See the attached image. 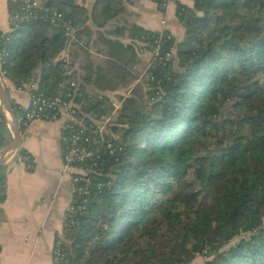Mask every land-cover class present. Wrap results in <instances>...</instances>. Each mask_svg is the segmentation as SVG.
I'll list each match as a JSON object with an SVG mask.
<instances>
[{"label": "trees", "instance_id": "1", "mask_svg": "<svg viewBox=\"0 0 264 264\" xmlns=\"http://www.w3.org/2000/svg\"><path fill=\"white\" fill-rule=\"evenodd\" d=\"M33 1L10 2V16ZM107 1L96 4V24L117 15ZM190 1L176 2L182 41L132 26L131 42H111L104 66L83 77L71 59L93 31L74 0H47L30 9L31 21L0 32L4 77L18 90L37 81L36 97L72 101L87 135L103 141L89 143L98 159L75 165L91 184L67 215L58 264H190L197 256L205 264H264V0ZM54 13L62 17L52 22ZM157 40L161 60L152 56L140 77L139 53L153 54ZM115 91L122 94L114 119L106 93ZM11 106L17 121L28 111ZM111 117L100 137L97 122ZM11 140L0 113V150ZM20 157L33 171V156Z\"/></svg>", "mask_w": 264, "mask_h": 264}, {"label": "crops", "instance_id": "2", "mask_svg": "<svg viewBox=\"0 0 264 264\" xmlns=\"http://www.w3.org/2000/svg\"><path fill=\"white\" fill-rule=\"evenodd\" d=\"M34 1L42 6L47 0ZM108 1L117 15L100 25L92 20L98 0H74L77 5L87 9L90 18L88 26L93 31L91 38L83 35V45L73 48L75 51L71 62L81 77L87 75L88 68L96 70L104 66L115 48L111 42L119 41L123 46L129 44L131 40L126 37V31L132 26L159 33L168 31L178 42L184 38V28L176 17V4L161 11L153 0ZM10 2L12 0H0V32L3 33L11 30ZM179 2L193 7L190 0ZM139 58L142 65H148L152 56L149 52H142ZM142 65L139 71L143 69ZM3 84L10 104L15 103L28 110L30 92L37 81L22 90L16 89L6 78ZM121 94L120 91L106 93L116 108L114 117L121 107L118 98ZM0 113L6 115L1 106ZM65 123L64 117L27 125L18 121L22 143L3 166L7 178V198L0 204V264H54L56 236L64 228L67 211L74 199L73 173L65 169L63 157ZM22 151L33 156V171H29L22 161Z\"/></svg>", "mask_w": 264, "mask_h": 264}, {"label": "built area", "instance_id": "3", "mask_svg": "<svg viewBox=\"0 0 264 264\" xmlns=\"http://www.w3.org/2000/svg\"><path fill=\"white\" fill-rule=\"evenodd\" d=\"M13 2L17 0H12ZM32 0H26V2H30ZM162 2V6L164 8H168V6L175 5L178 0H160ZM39 7L38 4L33 1L32 5H28L24 8H22L21 13H18L14 16H10V22L11 27H18L23 22L31 21L32 13L30 12V9ZM62 17L61 14L54 13L53 15V21L56 19H60ZM74 33L73 29L71 27L68 28V36L71 37V34ZM163 33V32H160ZM161 40V38H159ZM157 40L158 47L153 52L152 56L154 61L161 60L160 59V42ZM75 41V38L73 39ZM159 42V43H158ZM71 49V45L69 47ZM70 52V51H69ZM67 51L65 56V61H68V58H70V53ZM1 56V54H0ZM170 55H167L166 58H169ZM151 66V63L147 66V69H149ZM0 68H1V58H0ZM1 74L4 77V73L1 69ZM74 86V84L72 85ZM129 94V93H128ZM67 97H71V94H67ZM79 107L74 104L72 101L68 102L63 100L61 97H57L55 99L51 98H44V97H36L35 94L30 92V106L28 108L27 113L19 119V122L23 125H27L29 123H33L36 121H54L58 120L61 117H64L66 119V123L64 125V131L69 132V146L68 151L64 155V165L65 169L68 172L73 173V193H74V199L72 204L70 205L67 215L69 214H75L77 209L80 207H76L74 205V200L76 195H82V194H88V186L91 184L89 179L87 178L88 174L83 170L76 169V164H83L88 161H93L95 156L97 155V150L90 149L89 143L99 144L102 143V140H94L89 135H87L83 121L79 120L76 117L77 110ZM111 118H103L101 121L97 122V133L102 136L103 132L106 131L107 126L111 123ZM93 144V145H94ZM95 159H98L95 158ZM79 182H84L86 186L84 188H77L75 185ZM66 215V218H67ZM74 224L73 221H70L69 225ZM66 227V223L64 224V228L60 234L56 236V241L54 244L53 249V256H54V264H58L62 260H64V254L62 253V244L65 240L64 236V229Z\"/></svg>", "mask_w": 264, "mask_h": 264}, {"label": "water", "instance_id": "4", "mask_svg": "<svg viewBox=\"0 0 264 264\" xmlns=\"http://www.w3.org/2000/svg\"><path fill=\"white\" fill-rule=\"evenodd\" d=\"M3 83L4 78L1 74L0 68V106L4 109V112L6 114L4 115V117L6 119L7 126L10 128L13 134L11 142L0 151V169L4 166L10 156L20 148V145L22 143V136L18 129V121L6 95Z\"/></svg>", "mask_w": 264, "mask_h": 264}, {"label": "rangeland", "instance_id": "5", "mask_svg": "<svg viewBox=\"0 0 264 264\" xmlns=\"http://www.w3.org/2000/svg\"><path fill=\"white\" fill-rule=\"evenodd\" d=\"M73 35V36H72ZM71 36H72V39H71V37H70V42L71 43H73V39L75 38V35H74V33H72L71 34ZM76 39V38H75ZM182 41V40H181ZM71 49H68L67 51L69 52ZM67 53V52H66ZM66 53H64L63 54V58L64 59H66L65 58V56H66ZM70 53V52H69ZM151 56H152V54H151ZM170 58H171V56H170ZM70 58H68V60H69ZM145 66H147V64H144V65H142V68L143 69H141L140 71L138 70L137 71V74H139L140 75V77H141V75L143 74V72H144V70H145ZM140 69V68H139ZM127 94H128V92L126 93V96H127ZM116 117H114V119H115ZM203 143V141H200V143H199V145H201ZM190 178H191V176H190ZM188 179H189V177H188ZM207 196H209V195H207ZM209 199H206V201H208ZM207 261V258H205V257H201V256H197L196 257V259L192 262V263H190V264H205V262Z\"/></svg>", "mask_w": 264, "mask_h": 264}]
</instances>
